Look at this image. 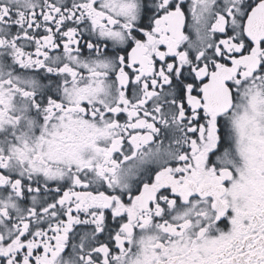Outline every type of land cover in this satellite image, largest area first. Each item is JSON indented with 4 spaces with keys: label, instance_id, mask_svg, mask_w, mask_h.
Segmentation results:
<instances>
[{
    "label": "snow or ice",
    "instance_id": "obj_1",
    "mask_svg": "<svg viewBox=\"0 0 264 264\" xmlns=\"http://www.w3.org/2000/svg\"><path fill=\"white\" fill-rule=\"evenodd\" d=\"M0 264H264V0H0Z\"/></svg>",
    "mask_w": 264,
    "mask_h": 264
},
{
    "label": "flooded vegetation",
    "instance_id": "obj_2",
    "mask_svg": "<svg viewBox=\"0 0 264 264\" xmlns=\"http://www.w3.org/2000/svg\"><path fill=\"white\" fill-rule=\"evenodd\" d=\"M166 143H167V141H166ZM149 167H155L154 165H150Z\"/></svg>",
    "mask_w": 264,
    "mask_h": 264
}]
</instances>
